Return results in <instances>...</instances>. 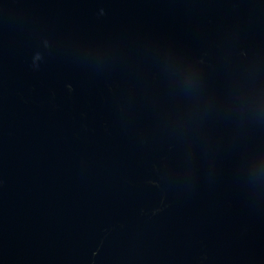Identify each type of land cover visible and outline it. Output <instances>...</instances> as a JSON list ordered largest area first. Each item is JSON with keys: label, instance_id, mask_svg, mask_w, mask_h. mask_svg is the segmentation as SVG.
<instances>
[{"label": "water", "instance_id": "obj_1", "mask_svg": "<svg viewBox=\"0 0 264 264\" xmlns=\"http://www.w3.org/2000/svg\"><path fill=\"white\" fill-rule=\"evenodd\" d=\"M0 264H264V0H0Z\"/></svg>", "mask_w": 264, "mask_h": 264}]
</instances>
